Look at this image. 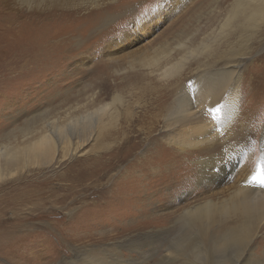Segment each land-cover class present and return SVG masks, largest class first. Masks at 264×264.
<instances>
[{"label":"bare ground","instance_id":"bare-ground-1","mask_svg":"<svg viewBox=\"0 0 264 264\" xmlns=\"http://www.w3.org/2000/svg\"><path fill=\"white\" fill-rule=\"evenodd\" d=\"M113 1L25 0L19 3L17 0H3L7 11L0 6L1 37L9 40V34L19 32L20 18H32L25 23L32 25V31L24 40L19 37L16 45L6 51L30 50L34 52L31 54L39 66L56 63L68 53L70 43L65 34L73 27L66 24L49 26L39 20L40 15L36 12L27 13L12 6L38 8L39 14L49 13L45 12L46 9L59 10L62 14L66 12L56 20L67 22L72 11L93 10ZM98 13L91 11L74 19V27L83 19H91ZM262 32L264 37V0H235L213 41L201 43L189 52V56L167 62V67L157 74L162 81L171 77L178 80L175 83L174 108L167 116L161 117L167 99H156L155 96L147 98L142 106L136 103L137 112L121 115L116 107L122 101L115 94L109 103L72 119L69 117L63 123L49 122L48 130L45 131V126H42L38 137L32 138L22 147L1 152L0 178L30 166L38 168L48 165L58 158L83 157L60 174L61 180L69 184L66 196L76 195L77 189L101 187L89 207L97 205L102 208L87 210L89 214L85 219L89 235L75 236L77 242L94 240L96 237L105 240L113 232L117 236L116 240H119L118 246L140 256L141 241L151 240V235L156 232L139 233L149 230L153 225L164 224L171 226L158 234L169 241L167 253L158 264H175L178 256L182 259L180 264H264V137L257 154L253 152L249 156L250 159L254 157L253 163L250 160L240 163L246 146L233 147L228 141L234 124L245 120L251 108L246 102L250 99L247 98V91H251L252 85L244 78V68L254 51L251 46L243 51V43L254 37H262ZM222 42L230 47L236 45L240 51L232 53V58L227 60L216 61L221 58L216 56L211 63L189 72L191 79L184 82V71L191 57L210 55L215 51L214 46ZM1 43L0 48H3ZM178 46L184 48V44ZM161 52L165 53V50ZM164 57L160 54L159 57L143 59V55H139L137 60L140 63L143 59L141 67L151 68L157 66ZM100 90H107L105 83ZM251 94L250 100L256 96L253 91ZM167 132L169 137L173 136L169 140L170 144L175 146L180 143L177 145L180 156L172 155L173 158H180L177 161L179 165L175 162L174 170H162L156 174L154 164L150 163L151 158L141 159L138 150L143 145L157 144L161 134ZM227 143L228 146H225ZM219 148L227 151L221 154ZM158 149L156 162L163 164L161 156L166 148L159 145ZM180 170L184 173L181 182L185 185V192H182L186 203L176 210L152 216L147 206L151 207L155 203L150 195L155 178L161 179ZM254 176L257 179L254 180ZM229 180H233V183L227 184ZM107 183L110 186L104 188ZM154 197L157 201L165 198L161 193ZM90 221L92 224L89 225ZM75 226L78 230L80 224ZM102 226L110 229L104 234L92 233L94 228ZM1 235L0 240H3ZM138 235H143L144 239L138 238ZM148 244L152 251L156 248L152 243ZM146 253L149 252L143 254ZM97 257L91 259L103 262V258Z\"/></svg>","mask_w":264,"mask_h":264},{"label":"rangeland","instance_id":"rangeland-1","mask_svg":"<svg viewBox=\"0 0 264 264\" xmlns=\"http://www.w3.org/2000/svg\"><path fill=\"white\" fill-rule=\"evenodd\" d=\"M2 1L0 6L5 9L7 5ZM17 1L21 3L25 0ZM234 1L115 0L108 6L105 4L93 10L72 11L67 22L56 20L66 12L62 14L59 10L46 9L45 12L49 13L39 14L38 8L12 6L23 12H36L35 14L40 15L39 20L49 26L66 24L73 27L65 34L70 43L66 56L56 63L41 66L37 65L31 54L34 52L30 50L6 51L16 45L19 37L24 40L32 31V25L25 24L32 20L31 17L18 20L21 22L17 28L19 32L9 34V40L1 37L0 33L3 46L0 48V153L6 149L22 147L32 138L38 137L44 128L45 131L48 130L49 122L63 123L90 112L101 104L109 103L115 94L122 101L116 107L121 115L130 111L137 112L138 105L142 106L147 98L155 96L156 99H167L161 117L167 116L174 108L177 91L175 83L178 80L171 77L162 81L157 74L167 67V62L172 63L189 56V52L201 43L213 41ZM91 11L99 13L91 19H83L74 27V19ZM261 36L243 43V51L248 46L254 51L253 57L245 64L244 78L252 85L250 92H255L256 96L250 100L253 95L247 91V98L250 99L246 104L251 105L250 114L246 113L245 120L234 124L228 136L233 147L246 146L240 163L245 160L254 162V157L250 159L249 156L251 153L257 154L264 137L263 32ZM180 44H184V48H180ZM213 49L215 51L210 55L191 57L184 71V82L190 81L194 69L211 63L216 56L221 57L216 61L227 60L232 58V53L240 51L236 45L230 47L225 42ZM160 54L165 57L157 66L141 67L143 59L159 57ZM139 55H143L140 63L137 60ZM220 68L218 65V69ZM103 83L107 90L102 92L100 89ZM42 126L45 127L41 130ZM160 137L157 144L143 145L138 150L141 159L151 158L150 163L154 164L156 174L162 170H174L179 165L177 161L180 158L173 156L181 154L177 147L180 143L175 146L170 144L169 140L173 136L169 137V132L162 133ZM159 145L166 148L161 156L163 164L156 162ZM225 151L227 150L219 148V153L223 154ZM82 158H58L48 165L38 168L30 166L13 172L11 176L0 178V233L3 236V240H0V264H158L162 256L166 255L169 240L162 239L158 232L167 231L171 225L158 224L141 231L139 234H156L151 235V240L141 241L140 256L118 246L119 240H116L117 236L113 232L105 240L98 237L80 242L75 240L77 235H89L85 219L89 214L87 210L102 208L97 205L89 207L101 187L77 189L76 195L66 196L69 184L61 180L60 176L69 165ZM181 160L183 161L182 157ZM175 162L177 164L173 166ZM182 175L184 173L180 170L161 179L155 178V186L150 194L155 203L151 207L147 206L152 216L176 210L186 203L187 199L183 200L185 185L181 182ZM231 183L233 180L227 182ZM109 186L110 183H107L104 188ZM34 190L36 193H33ZM157 193L165 198L157 201L154 197ZM64 196L66 197L63 198ZM91 222L88 224H92ZM77 223L80 224L78 230L75 226ZM109 229L108 226L97 227L92 233L104 234ZM138 236L144 239L143 235ZM148 243L156 248L152 251ZM145 252L149 253L143 254ZM94 257L103 258V262L93 261ZM181 262V256H178L175 264Z\"/></svg>","mask_w":264,"mask_h":264},{"label":"snow or ice","instance_id":"snow-or-ice-1","mask_svg":"<svg viewBox=\"0 0 264 264\" xmlns=\"http://www.w3.org/2000/svg\"><path fill=\"white\" fill-rule=\"evenodd\" d=\"M160 6H163V5H160ZM141 15H143V13H142ZM253 179L255 180V179H257V177H256V176H254V177H253Z\"/></svg>","mask_w":264,"mask_h":264}]
</instances>
